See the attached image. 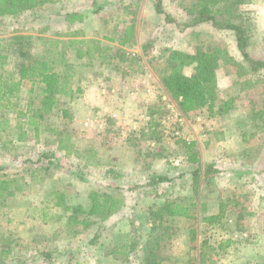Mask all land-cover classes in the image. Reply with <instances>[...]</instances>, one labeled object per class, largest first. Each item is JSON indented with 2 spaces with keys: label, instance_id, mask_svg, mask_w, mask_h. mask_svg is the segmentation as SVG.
<instances>
[{
  "label": "rangeland",
  "instance_id": "1",
  "mask_svg": "<svg viewBox=\"0 0 264 264\" xmlns=\"http://www.w3.org/2000/svg\"><path fill=\"white\" fill-rule=\"evenodd\" d=\"M156 1L44 0L34 10L0 16L7 73L20 59L18 36L31 37L29 51L37 56L55 48V40H87L68 47L60 42L75 69L73 87L82 92L61 96L39 135L24 124L28 105H38L39 85L31 92L26 82L19 106L0 112V121L9 119L1 131L0 177L17 180L15 194L0 206V264H146V244L154 237L149 212L173 200L196 204L192 217L165 222L172 235L161 241L163 264H264V69L244 60L233 31L210 22L199 30L185 26L193 0H162L164 13ZM236 8L248 19L252 57L264 59V0ZM95 39L102 48L90 59L86 51ZM166 48H225L247 70L222 62L213 108L183 114L156 72ZM185 72L191 75L194 66ZM110 75L125 83L105 92L114 104L105 109L96 92L103 95L99 79ZM124 84L133 93L129 99ZM138 119L146 120L134 127ZM23 129L26 139L19 141ZM63 134L71 137L70 154L57 148ZM190 141L197 144L192 150L185 146ZM189 153L200 162H190ZM52 191L65 193L66 207L55 205ZM92 191L119 200L112 215H88ZM220 210L223 218L212 222L209 215ZM73 218L92 223L85 227Z\"/></svg>",
  "mask_w": 264,
  "mask_h": 264
},
{
  "label": "trees",
  "instance_id": "2",
  "mask_svg": "<svg viewBox=\"0 0 264 264\" xmlns=\"http://www.w3.org/2000/svg\"><path fill=\"white\" fill-rule=\"evenodd\" d=\"M250 0H193L192 4L185 8L190 14L188 22L185 26L193 27L203 22H210L218 29L231 30L235 34L237 47L253 70L258 71L264 69V59H255L252 57L250 46V27L248 19L236 8L237 5L247 3ZM44 0H0V16L18 15L23 12L31 11L42 5ZM155 7L158 13H164L162 0H157ZM167 20L169 16H166ZM132 29V27H130ZM134 33V31H130ZM21 42L18 43L20 59L14 66L13 72L7 73L5 67L9 62V54L3 49L0 40V112L7 113L14 111L19 106L20 93L26 82L31 83V92L34 91L36 85L40 88V99L37 106L33 107V101L28 105L27 119L25 125L32 127L36 134L39 135L40 127L43 124L46 116L51 114L54 109L62 103L61 96H68L74 99L82 92V87H73L75 78V69L72 62L68 58L64 49H58L60 40L53 41L55 48L50 49L46 54L37 56L29 50L31 37L29 35L18 36ZM87 40L69 39L63 43V47H68L74 43L84 44ZM130 41V38H124L123 43ZM92 47L88 48L86 54L90 59H93L96 51L100 48V41L95 39ZM147 45H143L144 50ZM105 50V49H104ZM82 56V52L78 51ZM163 63L157 69L158 77L164 89L177 102L180 111L183 114H188L191 111L199 110L204 107H212L215 105V100L219 97V84L217 71L222 62L235 64L239 70H247L244 63L237 61L228 51L223 48H213L204 50L199 48L196 52H188L184 50L166 48L163 50ZM113 57V56H111ZM110 57V58H111ZM141 57V56H139ZM105 60V56L103 57ZM194 66V72L188 75L185 72L187 66ZM224 111V110H223ZM225 109L224 112H227ZM19 114H24V111H18ZM64 117H71L67 109H63ZM5 117V116H4ZM9 125V119L5 117L0 121V143L2 140L1 131L6 130ZM56 132V131H55ZM27 129L19 132L18 140L26 139ZM57 148L65 151L66 154L71 153L73 143L69 135H60L55 140ZM196 141L185 142L188 150L196 147ZM188 159L190 162H200L197 153H189ZM112 173L115 171H111ZM201 175L200 168L195 171ZM116 176H120L116 174ZM17 182L14 178H9L5 175L0 177V206L1 202L5 201L7 196L13 195L17 187L13 188ZM54 195L55 205L66 207V195L61 191H52ZM92 204L87 212L88 215H97L101 219L107 218L114 213L119 200L112 193L92 191L90 193ZM196 202L194 200L189 203L178 200L167 201L159 205L157 208L151 209L148 219L152 224L154 237L146 244L145 261L146 264H163L160 251L162 250L161 241L165 237L169 238L172 235V226L166 225L165 222L170 217L182 216L186 218L192 217L191 208ZM77 210H81L78 206ZM212 222L220 221L223 218V211L209 215ZM73 222L82 223L85 227L92 223V220L73 218ZM97 236L92 238V242ZM228 243V242H227ZM50 254L44 253L43 257L48 258ZM200 259V258H199Z\"/></svg>",
  "mask_w": 264,
  "mask_h": 264
},
{
  "label": "crops",
  "instance_id": "3",
  "mask_svg": "<svg viewBox=\"0 0 264 264\" xmlns=\"http://www.w3.org/2000/svg\"><path fill=\"white\" fill-rule=\"evenodd\" d=\"M207 25H210L208 22H203V23H200V24H198V25H196V26H194L193 27V29H197V30H199V29H201L202 28V26H207ZM210 26H212V25H210ZM179 49H182V50H184L183 48H179ZM111 80V81H110ZM99 81H100V85H102L101 86V92H102V94L103 95H101V94H99V92H96L98 95H97V102L99 103V104H101V106H103L105 109H108V107H114V104L110 101V102H108L107 101V98L109 97V98H111V93H113L114 91H115V89H114V87H113V85L115 84V85H120V84H122V83H125V82H123L122 81V83H120V82H118V83H116V81H117V77L115 76V75H110L109 77H107L106 79H99ZM98 81V82H99ZM97 82V83H98ZM111 83V87H108V86H106V83ZM117 88V87H116ZM123 88H124V90H126V94H127V96H128V99L129 98H131V95L130 94H133V93H130V90H129V88H128V85L127 84H124L123 85ZM105 89H107V90H105ZM91 90H92V88H91ZM111 92L110 94H106L105 92ZM130 93V94H129ZM114 95V94H113ZM127 101H132V99H130V100H127ZM105 103H107V104H105ZM132 103V102H131ZM117 107H123V106H116L115 105V108H117ZM111 109H114V108H111ZM124 109H127L126 107L124 108ZM114 111V112H113ZM119 112V113H118ZM111 113H113L112 115L113 116H118V118H120V111L119 110H112V112ZM120 121H119V123H121L122 121V119H119ZM144 120H146V119H144ZM144 120L143 119H138V120H136L135 121V123H134V127H137V126H142V125H140V124H143V122H144ZM92 123V120L90 119L88 122H87V124H91ZM144 125V124H143ZM143 128V127H142ZM146 129H148L147 127H146ZM233 264V263H232Z\"/></svg>",
  "mask_w": 264,
  "mask_h": 264
}]
</instances>
